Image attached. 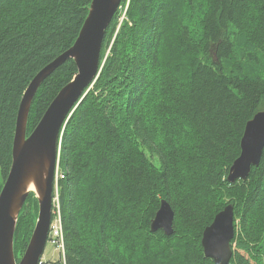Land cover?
<instances>
[{
    "label": "trees",
    "instance_id": "obj_1",
    "mask_svg": "<svg viewBox=\"0 0 264 264\" xmlns=\"http://www.w3.org/2000/svg\"><path fill=\"white\" fill-rule=\"evenodd\" d=\"M90 2L0 0V190L22 94L73 44ZM76 72L68 58L41 82L27 134ZM263 109L264 0H121L99 73L61 131L64 252L41 264H215L202 232L230 203L227 264H264V148L245 179H227L247 121ZM162 200L173 212L168 234L150 228ZM37 208L29 191L17 262Z\"/></svg>",
    "mask_w": 264,
    "mask_h": 264
},
{
    "label": "water",
    "instance_id": "obj_2",
    "mask_svg": "<svg viewBox=\"0 0 264 264\" xmlns=\"http://www.w3.org/2000/svg\"><path fill=\"white\" fill-rule=\"evenodd\" d=\"M121 0H91L86 17L73 44L55 57L33 77L22 94L14 128L11 166L0 190V264H39L51 218L52 192L61 131L69 115L85 95L99 73V53L105 29ZM68 58L77 72L51 100L35 127L27 134L29 109L41 82ZM264 109L247 121L240 141L239 156L229 168L227 179H245L252 166L258 165L264 148L260 123ZM32 185L33 189L29 190ZM32 191L37 199V218L25 250L17 262L13 237L19 212ZM172 209L162 200L151 222V230L171 231ZM233 206L217 212L201 238L205 256L215 264H227L231 257Z\"/></svg>",
    "mask_w": 264,
    "mask_h": 264
},
{
    "label": "built area",
    "instance_id": "obj_3",
    "mask_svg": "<svg viewBox=\"0 0 264 264\" xmlns=\"http://www.w3.org/2000/svg\"><path fill=\"white\" fill-rule=\"evenodd\" d=\"M64 174L62 172H59L58 169L56 168L55 170V187L57 184V181L60 178H63ZM52 204H56L58 207V198L54 197L52 199ZM60 215L59 213L57 214V216L55 217L54 221H53V231H52V235H53V243H56L58 245L59 248L63 249V237H62V231H61V222H60Z\"/></svg>",
    "mask_w": 264,
    "mask_h": 264
},
{
    "label": "rangeland",
    "instance_id": "obj_4",
    "mask_svg": "<svg viewBox=\"0 0 264 264\" xmlns=\"http://www.w3.org/2000/svg\"><path fill=\"white\" fill-rule=\"evenodd\" d=\"M4 183V182H3ZM58 189V186L56 184V187H55V190ZM59 190V189H58ZM57 194V192H56ZM227 205H232L233 204H227ZM226 205V206H227ZM54 210H56V213H57V209L54 208ZM31 235V234H30ZM30 237V236H29ZM29 240V239H28ZM28 243V242H27ZM63 252H64V249H59L53 242L52 240H48L46 242V245H45V248H44V251H43V255L41 257V261L45 262V261H53V260H57V259H61L63 258Z\"/></svg>",
    "mask_w": 264,
    "mask_h": 264
},
{
    "label": "bare ground",
    "instance_id": "obj_5",
    "mask_svg": "<svg viewBox=\"0 0 264 264\" xmlns=\"http://www.w3.org/2000/svg\"><path fill=\"white\" fill-rule=\"evenodd\" d=\"M88 91V90H87ZM82 99V98H81ZM70 116V115H69ZM29 190H32L33 189V186L32 185H30L29 187ZM54 196H53V198L54 197H57V194H56V192H57V189L56 190H54ZM54 208L55 209H57V213H56V210H54ZM157 212V211H156ZM53 213H54V218H53V220H52V215H53ZM59 213V205H58V207H57V205L56 204H52V207H51V218H50V223H49V228H48V237L50 238V241L51 240H53V235H52V231H53V228H52V225L54 224L53 223V221H54V219H55V217L57 216V214ZM155 215H156V213H155ZM155 215H154V218H155ZM154 218L152 219V221L154 220ZM151 221V222H152ZM61 222V221H60ZM150 227H151V224H150ZM61 231H62V228H61ZM63 236V235H62ZM48 239V238H47ZM57 247H58V245L56 244V243H54ZM59 248V247H58ZM60 249V248H59Z\"/></svg>",
    "mask_w": 264,
    "mask_h": 264
},
{
    "label": "snow or ice",
    "instance_id": "obj_6",
    "mask_svg": "<svg viewBox=\"0 0 264 264\" xmlns=\"http://www.w3.org/2000/svg\"><path fill=\"white\" fill-rule=\"evenodd\" d=\"M260 132L261 134H264V121H261L260 123Z\"/></svg>",
    "mask_w": 264,
    "mask_h": 264
}]
</instances>
